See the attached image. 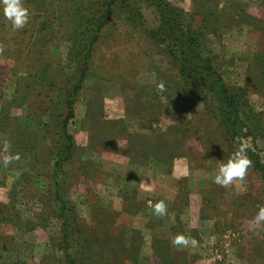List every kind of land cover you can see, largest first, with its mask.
<instances>
[{"label": "rangeland", "instance_id": "374dc122", "mask_svg": "<svg viewBox=\"0 0 264 264\" xmlns=\"http://www.w3.org/2000/svg\"><path fill=\"white\" fill-rule=\"evenodd\" d=\"M92 1L23 0L30 19L17 31L0 14V159L19 157L0 163V264H264V224L253 223L264 206V0H166L197 27L213 11L202 54L247 101L238 137L127 16L99 33L84 25ZM127 8L158 25L153 6ZM94 34L71 95L72 39L81 48ZM236 138L252 165L222 188L213 179ZM177 234L197 246L174 247Z\"/></svg>", "mask_w": 264, "mask_h": 264}, {"label": "trees", "instance_id": "16d2710c", "mask_svg": "<svg viewBox=\"0 0 264 264\" xmlns=\"http://www.w3.org/2000/svg\"><path fill=\"white\" fill-rule=\"evenodd\" d=\"M204 1L209 3V0ZM138 2L154 7L158 21V25L154 29L144 28L138 12L128 10L127 7L130 4L134 5ZM93 5H97L99 8L96 7L95 14H89L90 7ZM83 7L81 22L84 25L91 23L96 33H99L105 25H109L119 16H127L129 21H133L137 25V29L149 33V38L157 45L164 46L166 53L176 63L177 79L181 86L203 101L207 108L216 111L215 115H220L225 120L223 125L228 133L238 137L236 134L240 130L239 120L243 115L242 107L247 105V101L240 89L239 92L232 93L216 72L210 59L202 54L206 17L212 15L213 11L202 12L201 24L197 27L194 24L195 19L192 13L184 12L178 7H171L166 0H93L92 4L84 2ZM89 16H91L90 19ZM97 38V34H94L92 41L88 42L89 46L81 48L78 46L77 39H72L68 56L77 64L78 82L72 84L71 95L78 92L80 80L86 72L84 64L92 57V45ZM11 52V50H7V54ZM72 103L73 100H69L65 104L67 107H71ZM66 151H68L67 147ZM257 168L264 173L260 164H257Z\"/></svg>", "mask_w": 264, "mask_h": 264}, {"label": "clouds", "instance_id": "9594fccd", "mask_svg": "<svg viewBox=\"0 0 264 264\" xmlns=\"http://www.w3.org/2000/svg\"><path fill=\"white\" fill-rule=\"evenodd\" d=\"M0 14L10 23L13 31L24 28L30 19L29 9L24 6L23 0H0ZM20 75H26V73H20ZM162 87L163 85H161ZM235 144L237 145L236 150L226 160H222L213 179V182L222 188L230 187L234 181H243L252 165V161L247 156L250 144L240 138H236ZM9 149L10 144L5 142L0 151L8 153ZM18 158V156L4 155L0 159V163L7 167L13 159ZM152 213L157 217L167 215L166 203L163 200L156 202L152 206ZM253 223L255 225L264 224V206H258V211L253 217ZM170 243L177 248H187L189 246L196 247L198 242L194 238L177 234L171 238Z\"/></svg>", "mask_w": 264, "mask_h": 264}]
</instances>
